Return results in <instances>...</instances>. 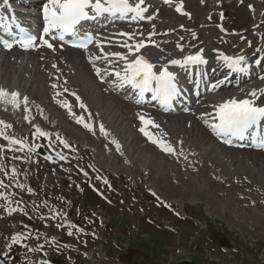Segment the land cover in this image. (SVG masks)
Returning <instances> with one entry per match:
<instances>
[{"label": "rangeland", "instance_id": "obj_1", "mask_svg": "<svg viewBox=\"0 0 264 264\" xmlns=\"http://www.w3.org/2000/svg\"><path fill=\"white\" fill-rule=\"evenodd\" d=\"M239 1L241 0L224 7L227 17L225 21L229 25L228 28L232 29L228 37L235 40L254 32L251 26L255 23V18L264 13V3L248 11L244 4L238 5ZM247 1L245 0V3ZM186 2L188 11L196 19L198 27L196 26L195 31L199 28L202 37L215 35L213 33V30H216L215 24L212 26L203 24L205 14L209 12L207 6L201 7L198 0ZM197 6L202 9L195 10L194 7ZM262 19L264 20V14ZM181 20L183 19L173 20L172 10L164 8L163 14L156 22H167V25L171 22L172 25L178 24ZM195 31L189 33H196ZM227 49L231 50L230 47ZM241 50L239 44L231 51ZM39 67L42 74L41 82L29 84L30 89H27V86L25 90L47 106L44 108L47 114L45 120L48 119L50 123L43 126L42 130L51 134L50 144L54 148L55 158L41 159L36 167H32L28 164L27 154L17 156L21 158L20 160L11 154L6 158L8 161L4 162V151L0 152V168L7 164L10 177L5 181L6 179L0 175V185L7 184L6 197L12 195L11 188L21 183L25 187L29 185L30 189L36 191L34 204L38 205L41 201L42 191L39 189L41 187L46 199H49L61 213L60 217L56 218L51 216L52 211L46 214L41 206H36L35 217H27L26 224L29 228L33 227L29 240L42 239L43 231L47 235L59 234L57 224L67 213L73 221L76 222L78 218L80 220L79 225L76 223L75 226L73 245L59 247L53 251L58 257H63L60 264H117L114 258L108 261L99 259L104 251H110L113 255L124 253L112 246L115 239L127 242L129 247L139 244H146L147 247L160 245L156 248H160L164 255L161 256L154 248L157 252L154 254L156 264H170L185 259V256L181 255L182 249L189 253L196 249V254L204 264H264V156L244 157L240 160V165L232 162L233 173L222 178L217 176L215 179L213 172H219L223 167L210 160L201 161L192 156L193 153L188 150L190 141L182 143L183 139H180L179 132L176 131L178 128L175 129L179 122L174 118L181 116L180 114H171L164 119L155 118L153 121L159 128L145 126L138 121V116L131 112L129 101L115 102L114 96L107 99L109 95L104 93L101 86L95 84L88 72L86 74L84 72L79 78L72 76L69 80L76 86L85 105V108L75 107L73 99L69 96L55 94V88L51 87L53 76L48 74V66L41 64ZM58 86L56 85L57 88ZM107 102L111 103L112 110L108 108ZM62 103L68 107H62ZM113 111H117L119 116L125 118V124L112 116ZM77 117H82L84 123L90 125L91 131L77 123ZM100 125H103L107 135L101 134ZM141 127H146V131L155 133L160 140L170 144L176 154L163 153L157 150V147L154 148L147 137L140 134ZM10 132L14 133L15 130ZM27 140L32 144V137ZM61 140L66 142L68 147H64ZM115 140L120 143L119 150L116 144L112 143ZM0 149H3L1 142ZM61 156L64 159H60ZM257 161L262 165L256 166ZM105 166L110 170L105 169ZM182 166L189 168L183 169ZM105 180L107 183L118 185L113 195V205L101 201L99 196L90 190V185H93L105 192ZM129 191L131 195L128 197ZM21 195L25 198L24 194ZM184 207L192 216L197 214L200 220H194L192 216L183 213ZM94 208L99 209L107 221L115 220L122 223L132 221L128 224H134L142 231L136 235V231H129V234L123 231L117 233L120 227L117 230L107 228L104 230V222L101 223V219L89 211ZM126 211L131 212L134 219H131L132 214L131 217H127ZM0 215L2 242V238L11 229L8 217L3 212ZM143 223H147L148 227H144ZM216 230L223 233L225 243L230 242L229 247L219 246L214 242L211 231ZM141 233L145 236H141ZM47 240L53 248L51 239ZM38 246L40 245L36 244L33 248ZM14 249L16 250H8L5 253L12 264H31L29 261L36 259L38 254L46 259L42 251L26 252ZM91 251H94L92 255ZM150 251L153 252V248ZM210 258L214 261H210ZM41 262L39 259V263Z\"/></svg>", "mask_w": 264, "mask_h": 264}, {"label": "snow or ice", "instance_id": "obj_2", "mask_svg": "<svg viewBox=\"0 0 264 264\" xmlns=\"http://www.w3.org/2000/svg\"><path fill=\"white\" fill-rule=\"evenodd\" d=\"M172 0H164V3H171ZM203 2V0H202ZM3 4L7 5L8 0H3ZM149 5L147 0H44L42 5L41 14L43 18V30L39 36L31 34L26 28L22 27L16 18H12V24L15 25L19 36L11 35L10 40L0 38V45L5 50H11L14 46H19L21 49L27 51L29 49H35L41 46H46L48 49L55 50L56 45L51 41L70 42L72 47L80 48L87 51L88 46L95 43V47L100 50L99 55L91 57L90 63L95 60H104L109 63L116 62L122 63L119 71L112 70L111 72L105 68L104 74L115 77V81L119 82L120 87L130 86L133 90H137V94L143 97L144 93H152V98L158 100L162 105H168L171 101L176 99L180 94L178 84L176 83L175 75L168 71V69L161 68L154 71L156 65L152 63L142 53V49L147 47L144 40H137L135 43H129L137 35L135 32H119L118 35L127 37L120 47L127 49L125 53L120 52H105L102 47V42L97 41L95 35L88 31L85 27V22L96 21L101 17L118 18L121 20L131 19L132 21L139 20H152L154 17L151 15L145 16L144 14L149 11ZM176 11L181 12V7H177ZM183 14V13H182ZM7 21V18H4ZM223 30V29H222ZM195 36V34H193ZM50 37V39H49ZM150 39V37H149ZM177 48L183 52V46L177 44ZM203 50L197 51L195 54L185 55L182 59H171L169 63L171 65H183V66H199L206 64L207 61L201 55ZM260 51V49H257ZM131 57V58H130ZM221 59L226 63L227 67L233 72L243 73L247 69L244 66V56H226L221 54ZM55 68L56 65L53 64ZM94 71L98 78L103 79L101 76V69L95 68ZM264 80V77H261ZM114 81V83H115ZM222 83V81H221ZM56 87L55 84L52 85ZM216 85H212L209 90H214ZM243 91V90H242ZM74 95V94H73ZM264 98V87L250 90L246 93V98H229L224 100L215 106V118L218 123L209 125L215 134H222L225 137H235L240 140H246L251 138L252 146L260 149H264V106L258 105L256 101ZM79 103V97H76ZM139 102V101H137ZM28 103L27 97H21L16 91H9L3 87H0V105H8L12 109L19 110L21 105ZM62 107H68L66 104H61ZM79 107L85 108L83 103H79ZM5 111L8 108L4 109ZM27 112V109H25ZM71 114V112H70ZM138 119L145 126L151 125L153 128H159L151 118L146 119L144 115L137 114ZM24 120L31 123L27 115L24 116ZM76 122L82 124L83 127L88 128L91 131L89 124L84 123L82 117H77ZM0 126L5 129L11 128V124L5 123L4 120H0ZM35 128V135L40 137H47L48 133L42 131L40 127L32 125ZM101 134L107 135L103 125H100ZM140 132L145 135L149 141L156 144L157 147L165 153L175 155V149L166 141L155 138L154 134L146 131V127H141ZM0 137L6 140H10L13 145L24 146L23 140L15 138H9L4 135L3 131H0ZM64 144V147H68V144L63 140L60 141ZM112 143L116 144L115 141ZM225 143H231V140L226 139ZM119 144H116L117 150H119ZM29 152L33 151V147L28 146ZM3 149H0L2 152ZM48 158V157H46ZM15 159H21L15 157ZM60 159H64L63 156ZM187 159V157H185ZM15 173V169L12 170ZM104 183H107L105 180ZM29 191H31L29 189ZM0 197H3V193H0ZM10 215L11 212L17 211V209H5ZM71 235V233H69ZM20 235L11 237V243L8 247L19 242ZM43 245L36 248H29V251H40ZM41 264H47V261H42Z\"/></svg>", "mask_w": 264, "mask_h": 264}, {"label": "bare ground", "instance_id": "obj_3", "mask_svg": "<svg viewBox=\"0 0 264 264\" xmlns=\"http://www.w3.org/2000/svg\"><path fill=\"white\" fill-rule=\"evenodd\" d=\"M17 1H15V2H17ZM20 1L22 3H24L22 0H20ZM43 2H44V0H43ZM147 4L150 7H149V11L144 14L145 16L152 15L154 13V9L157 7L158 2H157V0H147ZM37 5H38V3H35V4L32 3L33 8L36 7ZM221 6L225 7V4H222ZM194 8H195V10L202 9L200 6H197ZM211 8H213V6H211ZM209 9H210V7H209ZM180 18H182V17L179 16L178 14H176V13L173 14V20H175V19L178 20ZM193 20L194 21H192V22H187L186 19H183L182 26H179L178 28H176V31H175L176 34H172V32L170 31L171 30L170 28L173 27V25L170 24L171 22H169L170 27H167L170 29L169 31L166 32L165 31L166 29H164L161 32H159V30H156V32H159L161 34L166 33V40L167 41H161L160 35L157 34L155 31H153L154 29L149 30L144 35L138 34L139 32H137L135 30H129V33H131V32L137 33V35L134 37V39L132 41H129V43H135L137 40H144L145 43L147 44V47L142 49L141 51L145 55V57L150 59L151 62L156 65V68H154V71H157L161 68L166 67L168 69V71L172 72L175 75V69L178 67V65H171L169 63V61L171 59H182V55H184L185 53H191L193 51L195 52V51H200V50H203L202 52L211 58H214V57L222 54V51H219V49H216L217 51L210 50V47L208 45L210 43H211V45H212V43H214L212 41L211 37L210 38L205 37L204 39L200 38L203 40L198 42L197 40L192 38V36H187L186 34H183L182 30L184 27H191V26L195 27L196 26V19H193ZM177 25L178 24H174V26H177ZM157 27H161V26H157ZM98 32L103 33L105 38H102V39L107 41L105 44V48H104L105 52L125 53L127 51V49H124V48H122V52L117 51V49H119L116 45V44H118V42L114 43V41H115L114 38L117 37V35H114L112 32L104 33L103 30L98 31ZM202 36L203 35H200V37H202ZM119 37L121 39H123V41L127 39V37H123L120 35H119ZM149 37H150V39H149ZM177 44L183 46V49H184L183 52H181L180 49L177 48ZM250 49H252V47ZM39 50H42L43 52H46L47 54H51V57L56 59L55 62L52 61V63L56 65L53 72L58 74L61 77H64L65 75H69L70 78L72 76L79 78V77H82L84 72H85V74H86V72H88L90 77H92V78L95 77L96 80L99 79L98 76L96 75L95 71H94V67H92L90 65V62H89V59L91 57H95V56L99 55V52L95 53L96 55H92L91 53H90V55H88V54H84L85 51L67 48L65 51L66 52L65 54H67L66 56L69 59L66 62H70V64H71V67H69L70 65L65 66V64H64L65 61L62 57L63 51L58 45H56L55 50L50 51V50H46L44 48L39 49ZM254 50L255 49L253 48V51L252 52L249 51V52L253 53ZM263 50H264V47L262 49H260V51H257L255 58L252 61H255L257 59V57L260 55V53L263 52ZM8 53L11 54L10 56H13V58L16 60L15 63L17 64V69L19 71L16 69L14 72L13 68H12L14 66H12L11 63L9 62L10 57L8 59V58H6L5 55L0 53V87H3L9 91H16L20 94L21 97H24V96H26L24 89L27 87V83L29 82V80L31 81V82H29L30 85H33L34 83L38 84L39 82H41V75L42 74H41L40 70H33L31 68V67H33V64L31 67L29 66L30 57L38 58V57L43 56V55L37 54V51L29 52L27 57H25L24 55L20 56V53L17 50H11ZM242 56H244L245 59L248 58V55L242 54ZM95 63H99V67H95V68H100L102 70L101 76L103 78H105V79L111 78L112 80L115 81L114 76L105 75L103 70L106 67H110L111 65H118V68L116 69V71H119L123 62H120V64H117L116 62H112L109 65L108 62L101 59V60H95ZM71 69H73V71H71ZM86 69H88V71H86ZM108 71H109V69H108ZM17 72H18V74H17ZM109 72H111V71H109ZM259 74L260 75H256L250 81H245L241 84L239 82L240 85L238 84L239 86L237 85L234 88H229V87H226L225 85L222 84V85H220V88H216V89L211 91V92H214V93H212L214 95V97H212L210 99V101H208L209 100V98H208V100L204 99V100H200L198 102L190 103L188 108L191 109V115H189V116L188 115L178 116L177 118L173 117L176 120V122H179V124H176V126L175 125L174 126L176 127L175 129L178 128V130H176V131L179 132L178 135L180 136V139H183L182 143H184V142L188 143L189 141L191 143V145L188 147V150L193 153L192 156L197 157L201 161L210 160V161L215 162L216 164H218L219 166H222L224 168V169L221 168V170L219 172L218 171L213 172L215 179L217 176H220L222 178L226 174L233 173L234 170L231 172V169H232L231 167L234 165L232 162H234L237 165H240V163H241L240 160L244 157L250 156V157L257 158L256 157L257 155L264 156V154L261 152H255L253 150H251V151L238 150V149L231 148L229 146H225L224 144L221 143L220 137L214 133L212 128L209 127V125H211L212 118L215 114V109H216L215 106L216 105H218L219 103H221L224 100L229 99V98H246V93L248 91L256 89V88L264 87V80L261 79V77H264V69ZM25 76H29V78L24 80ZM48 78H50V77H48ZM51 80H52V78H51ZM74 80H76V79H73V81ZM114 81L112 83H110V85H112V89H115L116 92L121 91L122 87L116 88L119 85V82L115 81V83H114ZM116 83H117V85H116ZM30 85L27 87V89L28 88L30 89V87H31ZM51 85H53V84H51ZM59 86H61V85H59ZM225 89H230V90L222 91ZM110 97L112 98V96H109V97H107V99H109ZM116 97H119V96H116ZM116 97H114L115 102H119V99ZM120 103H122V102H120ZM256 103L258 105L264 106V98L258 99L256 101ZM4 108H8L7 105H0L1 111H3ZM108 108L110 110H112L113 107H112L111 103H108ZM22 109H23V107H20V110H22ZM135 109H136L135 106L133 108H131V112L132 113H134V112L142 113L141 111L138 112ZM195 109H200V111L197 112L198 114H196ZM145 111H146V113H145L146 116L149 115V116L154 117V118L155 117L161 118V116H159V115L156 116V114H154V110L152 108H149L148 110H145ZM7 112H11L10 108H8V110L6 112H3V116L5 118V121H7V120L10 121L9 118L5 117L6 115L10 114ZM116 112L117 111H113L112 116H115V119H117L119 122H122L125 124V121H124L125 118H123L121 115L119 116L118 112L117 113ZM145 114L142 113V115H144V116H145ZM0 115H2V114H0ZM23 116H24V114H23ZM146 116H145V118H146ZM177 125H179V126H177ZM200 152H201V154H200ZM164 159H165V157H164ZM192 159H194V158H192ZM195 160H197V159H195ZM258 162L259 161L256 162L257 163L256 166H261L262 163L261 162L258 163ZM179 166L181 167L180 164H179ZM142 168L144 170V166H142ZM182 168L187 169L189 167L188 166L187 167L182 166ZM225 168H227V169H225ZM108 169H110V168H108ZM207 170L212 172L209 169H207ZM236 170L239 171L238 168H236Z\"/></svg>", "mask_w": 264, "mask_h": 264}, {"label": "water", "instance_id": "obj_4", "mask_svg": "<svg viewBox=\"0 0 264 264\" xmlns=\"http://www.w3.org/2000/svg\"><path fill=\"white\" fill-rule=\"evenodd\" d=\"M183 264H186V263H183Z\"/></svg>", "mask_w": 264, "mask_h": 264}]
</instances>
